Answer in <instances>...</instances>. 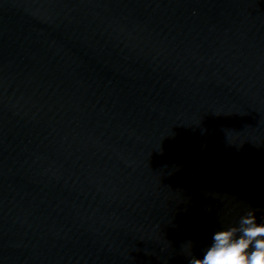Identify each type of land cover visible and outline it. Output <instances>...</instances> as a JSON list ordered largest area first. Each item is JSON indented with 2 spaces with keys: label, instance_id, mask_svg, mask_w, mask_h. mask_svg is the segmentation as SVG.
<instances>
[{
  "label": "water",
  "instance_id": "water-1",
  "mask_svg": "<svg viewBox=\"0 0 264 264\" xmlns=\"http://www.w3.org/2000/svg\"><path fill=\"white\" fill-rule=\"evenodd\" d=\"M264 222V0H0V264H188Z\"/></svg>",
  "mask_w": 264,
  "mask_h": 264
},
{
  "label": "clouds",
  "instance_id": "clouds-1",
  "mask_svg": "<svg viewBox=\"0 0 264 264\" xmlns=\"http://www.w3.org/2000/svg\"><path fill=\"white\" fill-rule=\"evenodd\" d=\"M255 211L241 216L238 226L215 231L202 258L190 252L188 264H264V222Z\"/></svg>",
  "mask_w": 264,
  "mask_h": 264
}]
</instances>
